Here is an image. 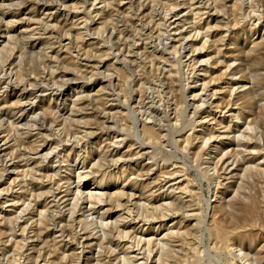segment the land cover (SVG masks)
I'll return each mask as SVG.
<instances>
[{"label": "rangeland", "instance_id": "rangeland-1", "mask_svg": "<svg viewBox=\"0 0 264 264\" xmlns=\"http://www.w3.org/2000/svg\"><path fill=\"white\" fill-rule=\"evenodd\" d=\"M68 1L65 6L88 24L86 31L89 34L80 32L81 27L71 31V26H62L60 21L49 22L57 27L58 33L54 29L55 37L62 38V43L57 39L48 41L44 35H36L31 43L29 33L46 22L40 21L34 7L31 9V0L13 1L10 15L5 20L0 17V65L5 62L10 66V73L13 71L10 77L15 84L19 78V81H25L23 86L32 88L38 82L46 84L53 77L49 73L70 71L73 79L70 84L77 86L69 92L70 97L65 96L61 100L64 103L61 108L54 106L55 98L60 94L58 91L38 94L37 100L32 98L38 108L35 114L27 116L21 129L13 119L0 120L4 123L0 125V131L26 140L5 155L13 156L17 149H25L34 155L41 144L37 141L51 140L47 131H62L65 137H69L74 131L111 129L125 131L129 136L125 144L118 147L120 158L131 150L137 152L140 143L137 141L138 131H141L145 144L161 147L162 151L148 150L151 155H146L139 165L133 163L122 168L123 177L116 170L107 176L96 173V167L101 163L98 150L101 133L91 137L87 150L79 152L87 160V167L93 168L92 176L84 180L89 191L106 193L101 200H91L95 204V217L101 216L97 210L100 214L107 213L112 224L120 216L129 217L117 208L119 192L132 194L131 188L136 181L154 188L166 172L175 169L180 172L172 183L176 187L180 185V189L167 204L162 207L163 203L157 200L153 201L154 206L149 207V210H159L171 205L173 215L162 218L157 214L149 222H144L141 217L131 223L143 228L147 232L145 238L155 243L151 248H143L144 255L135 264L146 260L149 264H264V101L259 102L252 95L253 89L260 88L264 93V0H200L202 6L194 7L193 0H95L87 5L81 0ZM88 7L90 13L85 12ZM176 10L182 15L190 12L185 23L187 26L191 22L197 23L196 31L189 30L191 33L184 36L191 38L189 47L195 44L188 53L198 48L205 49L197 69L201 66L206 70L217 69L216 74L206 80L208 84L215 83L216 90L220 92L210 98L217 103L214 105L215 118L202 113L195 117L192 115L193 106L186 109L187 99L191 104L192 98L201 93L204 81L198 84L189 81L191 89L186 98L184 74H189L194 66L187 67L183 63L187 59L179 39L184 37L178 39L174 48L168 49L158 40L163 35L166 14L172 11L173 17ZM7 25L9 34L5 33ZM124 25L138 36L136 39L122 37L124 46L117 59L110 54L108 47L111 34H115L116 42L119 38L116 29H122ZM61 30L66 36L60 35ZM142 35L153 36L156 46L145 44L139 50L135 48L137 59H134L133 46L139 43L135 40L141 39ZM50 43L54 45L51 47ZM202 60L206 61L200 62ZM102 62L107 63L106 68L95 70ZM86 66L92 67L88 71L93 76L81 79V75L73 74L86 71ZM90 77L93 78L89 81ZM111 77L116 80L114 83L110 82ZM0 87L3 88L0 108L5 115L17 113L22 88L15 93L8 92L13 95L6 96L5 84H0ZM149 97H153L152 105L147 101ZM105 108L113 109L108 113V117L111 115L108 124L105 123ZM200 122L205 125L198 124ZM236 126L235 133L230 131ZM212 135L216 136L213 140ZM238 141L259 145L246 148L237 145ZM72 148L71 143H66L60 150L65 154L72 153V156L78 155L79 149L75 154ZM172 148L175 153H172ZM251 155L257 160L249 162ZM232 165L235 166L230 173L227 169ZM142 166L148 167L142 173L145 177H128L140 171ZM18 167L14 174L21 176L24 171L28 179L38 177L35 170L30 171L32 167L26 169L23 163H18ZM61 177H66L65 173ZM9 178L6 176L2 188L9 187ZM96 188L103 190L98 192ZM152 192L154 198L169 194V191L157 188ZM135 194L139 196V191ZM152 194H147L148 199L138 198L148 204L146 201ZM178 197H182L183 202H178ZM122 202L127 204L128 199ZM9 206H0V230L8 238L13 236L12 243L7 246L14 250L15 255L2 258L1 262L22 264L18 254L24 251L26 243L20 229L13 224L15 215ZM83 206H89L88 201ZM133 208L127 204L126 212ZM76 223L79 226L80 222ZM178 223L182 226L180 230L176 228ZM91 230L100 237L110 234L98 224ZM56 241L49 239L35 248L30 247L33 250L28 252V256L32 264H40L41 256L45 261L48 257L49 263L47 261L46 264H83L81 257L89 259L86 264H123L108 259V251L104 248L97 252L86 249L81 254V250L76 249L72 233L67 241L69 247L74 244L73 249L55 253L58 251ZM241 252L245 260L237 257Z\"/></svg>", "mask_w": 264, "mask_h": 264}, {"label": "bare ground", "instance_id": "bare-ground-1", "mask_svg": "<svg viewBox=\"0 0 264 264\" xmlns=\"http://www.w3.org/2000/svg\"><path fill=\"white\" fill-rule=\"evenodd\" d=\"M13 1L15 0H0V9H2L0 10V17L2 20H5V17L10 15L9 11L12 7H14L12 4ZM67 1L68 0H31V9L34 7V9L38 11L37 15L40 17V21H46L43 23L41 28H37L34 30V32L29 33L28 38L30 39L31 43L32 39L36 35H44L47 37L46 39L48 41L49 39H57L60 41V43L63 42L62 38L55 37V31L57 32V27H54L53 25L52 27L49 23L51 21H60L62 26L69 25L71 26V31L76 27H81L80 32L83 34L85 32L89 34V32H87L88 24L84 23L83 19H80L79 15H77L74 10L70 9L68 6H65ZM81 1L84 5L96 2L95 0L92 2H90V0ZM94 6L95 5H93V7ZM194 6H202V3L200 0H193L192 7ZM5 10L7 11L4 12ZM30 11L28 13H30ZM87 11L90 13L89 7L85 9V12ZM171 14L172 11H169V13L166 14L163 25V35L158 38V40L161 41L160 44L164 45L166 49L174 48L179 38L191 33L189 30L195 32L197 28V23L195 22L189 23L188 26L185 24L190 12L187 13V15H182V12H177L176 10L173 17ZM26 15L27 14L24 16ZM14 18H16V16H14ZM7 26L8 28H5V33L9 34V25ZM12 30L16 29H11V31ZM116 31L118 32L119 38H117V41L115 42V34H111V44L108 47V51L111 55L116 56L118 59L119 55L122 53V47L124 46V40H122V37L128 36L131 39H136L138 34L134 35L126 25H124L122 29H116ZM145 32H147V30H145ZM60 35L66 36L64 30H61ZM141 37V39L135 40L139 43L133 46L134 49L132 54L134 55V59H137L135 48L136 50H139V48L141 49V47L145 44L154 47L156 46V39L153 36L142 35ZM190 39V37L179 39L182 42L181 50L187 59L183 63H185V65L187 64V67L194 66V69L189 71V74H184L186 75L184 79L187 82L184 86L186 87V98L191 89L189 87V81H193V84H198V82L201 81H204V83L202 85L201 93L192 98L191 104L187 103L189 102L187 99L186 109L189 110V106H193L194 111L192 115L195 117L199 113H202L203 115L215 118L214 116L217 112L214 105H217V103L213 102V100L210 98H214L217 93L220 92L216 90L217 86L215 83L208 84L206 80L208 77L216 74L217 69L206 70L203 69L202 66L197 69L199 60L204 58L202 54L205 49L198 48L193 50L192 53H188L192 46L195 45L193 44L189 47ZM50 45L52 47L54 44L50 43ZM158 50H160V47ZM84 61L88 64H91V62L87 60ZM204 61L206 60H202L200 62ZM106 66L107 63H98L95 70H104ZM9 67L10 66L6 65L5 62L0 65V84H5V89L8 90L6 96L13 95L10 93H15L17 89L21 88L22 96L19 100L20 106L17 110V113L5 115V111L0 108V120L13 119L18 129L24 127L23 123L25 122L27 116L36 113V107L38 108V106L36 105V102L32 101V98H36L37 100L38 94L49 91H58L60 94L57 98H55L56 102H54V106L61 108L64 107V103H62L61 100H64L65 96L70 97L71 95L69 92H72L74 91V88H77V86L70 84V81L73 80L72 75L70 74L72 72L70 71H62L52 74L49 73V76L53 77H51L49 81H46V84H43L42 81L36 83L34 87L31 86L32 88H27L26 86H23L25 81H19V78L17 80L18 84L13 82V77H10V75H13V71L11 74ZM91 68V66H86V71L73 74L76 76L81 75V79H85L87 76H93V73L88 71V69ZM92 78L93 77H90L89 81L92 80ZM109 80L111 83L116 81L113 77L109 78ZM85 82L88 81L85 80ZM231 82H234V80H231ZM2 89L3 88L0 87V105L3 104L1 102ZM253 90L254 92L252 95L256 98V100L259 102L264 101V93L260 91L261 89L259 88L258 90ZM147 101H149V105L154 103L153 97H149ZM198 102H200L201 106L200 104L197 105ZM104 110L107 112L105 113V123L108 124L111 121V115L108 117V113H111L113 109L105 108ZM3 124V122H0V125ZM198 124L205 125L203 122ZM235 129H237V126L230 131L235 133ZM95 130L96 131H74L69 135V137H65L62 131H47L49 134L48 137L51 138V140L42 139L37 141L38 144H41L38 146L34 155L27 153L25 149H17L13 156H7L5 153L9 150L17 148L20 142L23 141L25 143L26 140L14 138V136L6 134L5 131H0V164H2V168L0 169V206L10 204L9 207L13 209V213L15 215L13 218V224L16 228L20 229L22 235H24L23 238L26 243L24 245V251L21 254H18L20 259L23 260L22 264H32V259L30 256H28V252L33 250L30 249V247L35 248L49 239H54L55 241V238L60 239L59 242L56 241L58 245V251H55V253H59V251L63 250L68 251L73 249L74 244L71 245L72 247H69V242L67 241L70 233L73 235V242L77 246L76 249H80L82 252L81 254H84L86 249H90L92 252L95 250L97 252L101 248H104L106 251H108V259H114L117 262H123V264H135L138 262V258L144 255L142 254L144 251L143 248H151V246H154L155 243L154 241L145 238L147 232L143 230V228L133 226L131 223L133 221H138L141 219V217H143L144 222H149L150 220H154L151 219V217L157 214L161 215L162 218H167L168 216L173 215L171 214L173 209V206L171 205L169 208H163L159 210H149V207L154 206L153 201L157 200L162 202V207H164L168 200L173 197L175 192L180 189V185L176 187L174 184H172L177 180L174 178L180 174V172H178L176 169L163 174L162 178L154 188L146 187L144 182L136 181L131 188L132 194L128 195L124 191L118 193L117 208L122 209V211L127 213V216L129 217H125V215L120 216V218H118L114 224L108 221L106 216L107 213L100 214L99 210H97V214L101 216L95 217L96 209L93 207L95 204L91 200L96 198L101 200V197L105 198L106 193L101 192L100 194H97L89 191L90 189L88 188L87 183H84V180L92 176L93 168L87 167V160L82 158L80 155L81 153H79L83 150H87V147H89V143L91 141V137L96 136L98 132L101 133V141L98 146L101 163L97 165L96 173H100L103 176L111 175L114 170L119 171L118 175L122 176V168L133 163L139 165L141 160L144 159L146 155H151L148 150L162 151L161 147H153L148 146L149 144H145L141 131H138L137 141H140V143L137 148V152L135 153V151L131 150L127 154L123 156L121 155L120 158H118V155H120L118 147L124 145L126 142L125 139L129 137L127 134H125V131H112L111 129L104 131L97 129ZM215 137V135H212V140ZM103 138H106V140H102ZM114 139H116V141H114ZM66 143L72 144V151L75 152V154L77 153L76 149H79L78 155L72 156V153H63L60 148ZM175 144L176 142L173 140V146H175ZM239 144L246 148H251L252 146L257 147L259 145H253L251 142L243 141H238L237 145ZM134 146L135 145L132 147ZM45 152L46 155H43ZM172 153H175L174 148H172ZM42 159L45 161L38 162V160ZM152 159L155 160L154 158ZM255 160L257 159L254 155H251V158L248 159L249 162H253ZM18 163H23L24 168L26 169L32 167L30 171L34 172L32 170H35V176L38 177L28 179L24 171L22 173L23 175L21 176L20 174H14L19 168ZM234 166L235 165H232L227 169V171L231 173V170L234 168ZM147 168L148 167L146 166H142L140 171L129 174L128 177L131 176L132 178V176H136L137 179L140 177H145L146 175L142 173L146 172ZM47 173H51V175L47 176ZM62 173H65L66 177H61ZM6 176L10 177V185L8 188H2L1 186L3 185V181ZM131 183H133V181H131ZM155 188L160 191H169V194L160 196L159 198H154L152 190ZM96 189L99 190L98 192L103 190V188ZM141 190L145 191L140 193ZM87 191L89 192L87 193ZM138 191L139 196L135 194V192ZM186 192L189 194L187 190ZM147 194L152 195L151 199L146 201L148 204H145L139 198L144 197L145 199H148ZM97 195L100 197H96ZM125 198L128 199L127 204L134 206V208L129 212H126L127 204L122 202ZM136 198H138V200H135ZM177 200L178 202H183L182 197H178ZM85 201H88L89 206H83ZM144 213L145 216H143ZM76 222H80L79 226ZM96 224L100 225L103 230L105 228L110 234L104 237L98 236L97 233H94L91 230ZM176 228L177 230H180L182 228L181 224L178 223ZM29 230H32L30 235ZM26 233L27 238L25 237ZM12 237L13 236L10 235V238H8L6 233L0 230V264H2V258L7 259L10 258V255L11 257L15 255L13 252L14 250L12 248L9 249L7 246L9 243H12ZM115 239L118 241H114ZM30 241L31 243L28 244ZM241 253H239L237 257H241L243 260H245V257H243L244 254ZM130 254H133L134 256L130 257ZM43 257L44 256H41L42 262L40 264H46L47 261L49 263L48 257L47 261L43 260ZM80 259L83 261V264H86L87 261H89L87 258L84 260L83 257ZM149 263L150 262L146 260L142 264Z\"/></svg>", "mask_w": 264, "mask_h": 264}]
</instances>
